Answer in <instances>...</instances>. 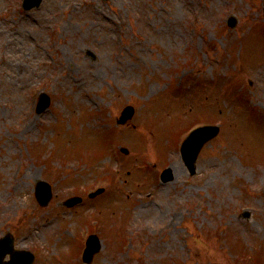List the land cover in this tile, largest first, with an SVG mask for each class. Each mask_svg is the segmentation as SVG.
I'll return each instance as SVG.
<instances>
[{"label": "rangeland", "instance_id": "obj_1", "mask_svg": "<svg viewBox=\"0 0 264 264\" xmlns=\"http://www.w3.org/2000/svg\"><path fill=\"white\" fill-rule=\"evenodd\" d=\"M7 5L0 235L34 248L33 264H83L70 261L80 226L101 239L91 264H264V0ZM41 88L51 103L36 115ZM126 105L134 116L117 125ZM206 122L221 129L189 176L179 145ZM38 180L53 190L44 208ZM73 195L83 205L63 207Z\"/></svg>", "mask_w": 264, "mask_h": 264}, {"label": "water", "instance_id": "obj_2", "mask_svg": "<svg viewBox=\"0 0 264 264\" xmlns=\"http://www.w3.org/2000/svg\"><path fill=\"white\" fill-rule=\"evenodd\" d=\"M36 2L34 3L35 5H38L40 0H35ZM131 110H124L121 114V117L120 119L118 120L119 123H122L124 122L126 119L130 118L131 115H132V112L130 113ZM217 131V129H214ZM208 133H205V132H196L194 135L191 136V138L189 139L188 141V147L186 149V152H185V163L186 165L188 166L189 168V172L191 174H194V167H195V160H196V157H197V154L200 150V148L202 147L203 143L212 138L213 136H215L214 134H210L208 135L206 138L204 139H201L203 138L204 136H206ZM194 139H197L195 141H193ZM38 196V195H37ZM50 197V194L48 192H45L43 195H40L38 196L39 200L42 202V203H46L47 200L49 199ZM0 247H1V244H0ZM2 248H0L1 250ZM6 251H9L10 248H9V245H8V248L7 246H5V249ZM6 251H0V259L1 257L5 254ZM94 251V250H93ZM10 254H11V257H14L15 253L14 252H11L10 250ZM16 257V256H15ZM32 261H10L8 263H4L3 261H0V264H31ZM89 262V261H88Z\"/></svg>", "mask_w": 264, "mask_h": 264}]
</instances>
